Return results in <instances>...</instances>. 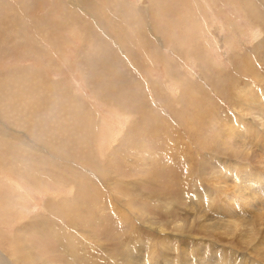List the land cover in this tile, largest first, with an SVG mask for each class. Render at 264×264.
I'll return each mask as SVG.
<instances>
[{
  "label": "rangeland",
  "instance_id": "rangeland-1",
  "mask_svg": "<svg viewBox=\"0 0 264 264\" xmlns=\"http://www.w3.org/2000/svg\"><path fill=\"white\" fill-rule=\"evenodd\" d=\"M263 123L264 0H0V253L260 263Z\"/></svg>",
  "mask_w": 264,
  "mask_h": 264
},
{
  "label": "bare ground",
  "instance_id": "bare-ground-1",
  "mask_svg": "<svg viewBox=\"0 0 264 264\" xmlns=\"http://www.w3.org/2000/svg\"><path fill=\"white\" fill-rule=\"evenodd\" d=\"M27 93V92H26ZM259 97V96H258ZM255 100V99H254ZM252 102H253V100H252ZM256 102V101H255ZM260 103H261V101H260ZM18 107V106H17ZM241 108V107H240ZM242 110V109H241ZM245 110V109H244ZM243 111V110H242ZM243 119H244V117H243ZM247 122V121H246ZM243 124V123H242ZM248 126H249V124H248ZM264 123L261 125V128H262V130H260L259 128H257V130H260L261 132H263L264 133ZM238 131V130H237ZM242 131V130H241ZM246 134L247 133H244V134H242L243 136H245L246 137ZM239 135V134H238ZM240 137H242L241 135H239ZM250 139V138H249ZM248 139V140H249ZM238 140V139H237ZM232 141V140H231ZM235 141H236V139H235ZM238 142V141H237ZM227 144V143H226ZM264 148V147H263ZM232 149V148H231ZM230 149V150H231ZM254 150V149H253ZM235 151H237L238 152V154H239V158L240 159H244V160H248V156H249V153H248V151H247V149L245 148V145H238V146H236L235 147ZM260 153V152H259ZM254 154H256V153H254ZM1 156V155H0ZM251 156H252V154H251ZM259 156V155H258ZM236 157V156H235ZM5 159H6V157H5ZM9 159H11V160H15V158H11V157H9ZM262 159V158H261ZM238 161V160H237ZM264 161V160H263ZM239 162V161H238ZM260 163V162H259ZM264 164V163H263ZM263 164H260V166L259 167H263L264 165ZM245 165V164H244ZM252 166V165H251ZM254 166V165H253ZM252 166V167H253ZM249 168V167H248ZM237 169V168H236ZM250 169V168H249ZM260 169H262L263 171H264V168H260ZM235 171V170H234ZM264 173V172H263ZM247 175H249V174H247ZM262 174H260V173H257V172H254L253 171V173L251 174V177H257L256 179H255V182H254V184L253 185H255V187H257V188H259V186L261 185V184H264V179L262 178L263 176H261ZM216 176V175H215ZM220 176V175H219ZM221 177V176H220ZM221 179V178H220ZM219 179V180H220ZM244 179V178H243ZM247 179V178H246ZM217 181V180H216ZM230 181V180H229ZM245 181V180H244ZM244 185H245V183L243 182V181H241ZM218 183V182H217ZM223 183V182H222ZM229 184V183H228ZM250 184H251V182H250ZM226 185V184H225ZM224 185V186H225ZM252 185V184H251ZM252 185V187H254ZM236 186V185H235ZM229 187H230V185H229ZM227 189V188H226ZM225 189V190H226ZM218 190V189H217ZM237 190V189H236ZM251 189L249 190V195H247L248 197L246 198V197H244V195H243V190L242 189H239L238 191H237V193H238V198L240 199V201H239V203H240V206L237 204V206L240 208H242V209H257L258 207H262L263 209H264V205H263V203H264V200H259V199H257L256 198V195L255 194H252L251 192ZM248 192V191H247ZM264 193V192H263ZM239 194H241L242 196L240 197L239 196ZM85 196V195H84ZM88 196V195H87ZM264 196V195H263ZM231 197H234V196H231ZM229 198V197H228ZM264 198V197H263ZM227 199V198H226ZM233 200V199H232ZM235 200V199H234ZM226 201V200H225ZM211 203V202H210ZM228 203V202H227ZM225 204V203H224ZM232 204V203H231ZM234 204V203H233ZM236 205V204H235ZM224 207H225V205H224ZM241 208H240V210H241ZM213 210V209H212ZM228 210V209H227ZM194 211V210H193ZM250 211V210H249ZM138 212V211H137ZM256 212V211H255ZM200 213V212H199ZM248 213V212H247ZM257 213V215L258 216H256V218L254 219V221L252 222V224H251V226L249 227V229H247L246 231H245V233H244V235H241V238H244L245 240H248V238H250L251 236H250V234L252 235L254 232H255V234L254 235H258V234H260V236L261 235H264V210H259V211H257L256 212ZM140 214V213H139ZM192 214V213H191ZM235 214V213H234ZM142 215V214H141ZM227 215V214H226ZM144 216V215H143ZM243 216V215H242ZM195 217V216H194ZM225 217V216H224ZM230 219V218H229ZM146 220V219H145ZM201 221V220H200ZM211 221V220H210ZM192 223V222H191ZM202 224V228H205V229H208V230H210V231H212V232H215L216 231V226H217V224H212V225H208L209 224V222H208V224L206 225L205 223H201ZM239 224V223H238ZM177 225V224H176ZM193 225H194V222H193ZM193 225H192V227H193ZM224 225V224H223ZM233 225H235V224H233ZM196 226V225H195ZM244 226V225H243ZM177 227V226H176ZM178 227H180V226H178ZM235 227H236V229H237V227H238V225H235ZM234 227V228H235ZM230 228V227H229ZM240 229V228H239ZM201 230V229H200ZM164 231V229L162 228V227H160V230H159V232L158 233H162ZM227 231V230H226ZM240 231V230H239ZM200 233H202V232H200ZM225 233V232H224ZM227 233H230V232H227ZM167 234V233H166ZM231 235V234H230ZM250 236V237H249ZM228 237V236H227ZM201 238V237H200ZM217 238V237H216ZM230 238V237H229ZM259 238V237H258ZM11 239V238H10ZM206 239V238H205ZM222 239V238H221ZM250 239H252V237L250 238ZM249 239V240H250ZM227 240V239H226ZM231 240V239H230ZM229 240V241H230ZM12 241V240H11ZM17 241V240H16ZM205 241V240H204ZM215 241V240H214ZM251 241V240H250ZM263 241V240H262ZM221 242V241H220ZM235 242V241H234ZM247 242V241H246ZM236 243H238L237 241H236ZM213 244V243H212ZM235 244V243H234ZM237 245V244H236ZM241 245V244H240ZM219 246V245H218ZM238 246V245H237ZM24 247V246H23ZM199 247V246H198ZM255 247V246H254ZM197 248V247H196ZM205 249V248H204ZM224 249V248H223ZM248 249V248H247ZM22 250H23V248H22ZM207 250V249H206ZM260 250V249H259ZM24 251H27V249H24ZM217 251V250H216ZM231 252V251H230ZM18 253V252H17ZM240 253V252H239ZM16 254V253H15ZM188 255V254H187ZM242 255V254H241ZM23 256H25V255H22V257ZM28 256V255H27ZM191 256V255H190ZM252 256V255H251ZM250 256V257H251ZM20 257V256H19ZM22 257H20V258H22ZM243 257V256H242ZM254 257V256H253ZM25 258H27V257H25ZM28 258H29V256H28ZM258 258V257H257ZM259 258H262V256L261 257H259ZM32 259V258H31ZM172 259H174V258H172ZM242 259V258H241ZM253 259V258H252ZM20 260V259H19ZM25 260H27V259H25ZM123 263H126V264H140V259H135V257H133V256H131L130 254L129 255H127L126 257H124L123 259ZM176 260V259H175ZM174 260V261H175ZM17 261V260H16ZM235 261H237V259L235 260ZM246 263L247 262H249V261H246V260H244ZM243 261V262H244ZM258 261V260H257ZM257 261H255V262H251V264H264V256H263V261L262 262H257ZM26 263H27V261H25ZM30 262V261H29ZM159 262V261H158ZM164 262H166L167 264H169L170 263V261L169 260H166V261H164ZM169 262V263H168ZM176 262V261H175ZM201 262H203L202 264H206V262H204V261H201ZM241 262V261H240ZM32 263H33V261H32ZM0 264H13L12 262H10L9 260H7L4 256H2V254L0 253ZM30 264V263H29ZM176 264H178V263H176Z\"/></svg>",
  "mask_w": 264,
  "mask_h": 264
}]
</instances>
